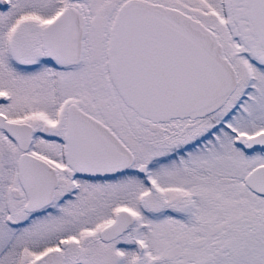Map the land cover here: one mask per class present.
I'll use <instances>...</instances> for the list:
<instances>
[{"label": "snow or ice", "instance_id": "1", "mask_svg": "<svg viewBox=\"0 0 264 264\" xmlns=\"http://www.w3.org/2000/svg\"><path fill=\"white\" fill-rule=\"evenodd\" d=\"M0 264H264V0H0Z\"/></svg>", "mask_w": 264, "mask_h": 264}]
</instances>
